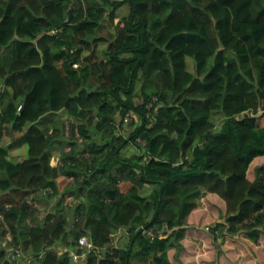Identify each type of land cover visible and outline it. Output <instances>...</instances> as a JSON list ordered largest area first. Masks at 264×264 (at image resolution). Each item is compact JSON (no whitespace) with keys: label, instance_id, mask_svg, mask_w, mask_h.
Instances as JSON below:
<instances>
[{"label":"trees","instance_id":"trees-1","mask_svg":"<svg viewBox=\"0 0 264 264\" xmlns=\"http://www.w3.org/2000/svg\"><path fill=\"white\" fill-rule=\"evenodd\" d=\"M189 231L264 241V0H0V264H204Z\"/></svg>","mask_w":264,"mask_h":264},{"label":"rangeland","instance_id":"rangeland-1","mask_svg":"<svg viewBox=\"0 0 264 264\" xmlns=\"http://www.w3.org/2000/svg\"><path fill=\"white\" fill-rule=\"evenodd\" d=\"M118 14L119 17L122 18L123 16H127L128 14V8L126 6L121 7L118 10ZM117 22V20L115 21V23ZM110 25L107 22H104L102 24V28L98 33V36L101 39H105L106 37L109 38V33H110ZM107 45V42H100V45L97 49V52L99 54H101V51H103V49H105ZM189 63V67L190 69L192 68V61L188 60ZM138 101L136 100V103ZM132 119H129V122H131ZM221 119L219 116L216 117V121H215V126L217 127L220 123H221ZM127 124H125L123 126V133H129L131 128L130 126ZM121 130V131H122ZM6 137V141L10 142V137L7 136V134L4 136V138ZM17 137V136H16ZM132 147V148H130ZM128 147L125 151L124 154L125 155H129L128 151H132V152H136V148H134L133 146ZM10 156H9V160L11 162H21L26 158V148H21V149H16V150H12L9 152ZM133 153H130V155H132ZM55 159H57L55 157ZM53 160V159H52ZM51 160V165L55 166L57 165V160L55 162H53ZM249 179H251V176L248 175ZM34 209H36V212L38 214L39 217H42L45 213H46V209L49 208L50 206L47 204H43V203H38L35 202L33 204ZM199 207V206H198ZM197 207V208H198ZM196 208V209H197ZM195 210V209H194ZM205 209H203L204 211ZM128 238L126 235L122 236V232H118L116 235H114L112 242H111V246L112 247H120V246H125L127 243V239ZM190 239H192L190 241ZM195 241V242H193ZM190 242L193 243L195 247H197L196 249V254H197V258L200 260L201 263L204 264H213V260H212V255H213V251L211 250V247H213L212 239L210 238H204L202 233H196L194 231H189V233L187 234V240L186 243ZM210 242V244H209ZM244 243V242H243ZM241 241L238 240L237 237L230 239L228 238L225 242V244L223 246H220V249H222V254L220 255V259H221V264H264V241L262 243H260L259 246H261L260 248V252L256 255L254 248L250 246V249H248V254L250 256H252L253 254L255 255L253 258H258L256 260H254V262L252 261L253 258H246L247 252H242L243 250V244ZM211 245V247H210ZM214 248V247H213ZM212 252V253H211ZM241 252L243 254H241ZM226 254V256H225ZM172 262H175V260L173 258ZM77 264H84L83 260L77 262Z\"/></svg>","mask_w":264,"mask_h":264},{"label":"built area","instance_id":"built-area-1","mask_svg":"<svg viewBox=\"0 0 264 264\" xmlns=\"http://www.w3.org/2000/svg\"><path fill=\"white\" fill-rule=\"evenodd\" d=\"M156 101V98H153V102ZM151 104H147L146 108H150ZM138 143L144 144L141 141L137 140ZM142 235L146 236L149 239H153L155 237V233L151 230H142ZM79 246L80 248H86V252H90L93 249L92 243L89 241V237L82 236L79 240ZM11 237L8 235L5 239H3L0 243L1 249H5V251L8 253L7 260L10 262H19V258L21 256V253L19 250H15L13 248V245L11 246ZM85 254V253H84ZM83 254V255H84ZM81 255V256H83ZM81 256L73 255L74 260H78Z\"/></svg>","mask_w":264,"mask_h":264},{"label":"clouds","instance_id":"clouds-1","mask_svg":"<svg viewBox=\"0 0 264 264\" xmlns=\"http://www.w3.org/2000/svg\"><path fill=\"white\" fill-rule=\"evenodd\" d=\"M140 233L142 234V230H141V229H140ZM128 238H129V237H128ZM128 238H126L127 241H128ZM78 244H79V242H78ZM78 248H80V246H78ZM81 249H82V248H81ZM56 251H57L58 254H62V253H63L62 250L59 249V248H57ZM73 255H76V254H73Z\"/></svg>","mask_w":264,"mask_h":264},{"label":"crops","instance_id":"crops-1","mask_svg":"<svg viewBox=\"0 0 264 264\" xmlns=\"http://www.w3.org/2000/svg\"><path fill=\"white\" fill-rule=\"evenodd\" d=\"M15 163H17V162H15Z\"/></svg>","mask_w":264,"mask_h":264}]
</instances>
